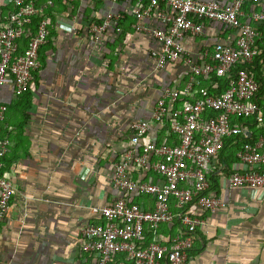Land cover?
Returning a JSON list of instances; mask_svg holds the SVG:
<instances>
[{
    "label": "crops",
    "instance_id": "obj_1",
    "mask_svg": "<svg viewBox=\"0 0 264 264\" xmlns=\"http://www.w3.org/2000/svg\"><path fill=\"white\" fill-rule=\"evenodd\" d=\"M53 1L48 38L39 48L40 65L28 90L18 97L9 83H0V105L6 106L0 137L8 142L3 171L15 187L0 221V264H77L79 229L100 221L91 207L121 194L111 175L130 147L131 124L148 120L163 89H181L188 78L183 59L156 66L150 51L159 49V40L135 30L126 13L122 19H130L121 32L108 28L92 39L88 20L101 19L106 10L121 11L125 3ZM11 9L10 0H0V25ZM201 22L200 34L180 39L193 59L201 60L217 43H234L236 30ZM142 23L162 26L154 17ZM261 117L255 127L264 123L262 110ZM147 135L160 141L164 133L152 123ZM234 145H224L210 161L208 192L224 205L200 212L204 223L196 229L188 264H264V190L229 186ZM129 175L157 179L151 171L132 169ZM133 195L142 207L152 206L146 195ZM159 231L166 237L178 226L163 225Z\"/></svg>",
    "mask_w": 264,
    "mask_h": 264
},
{
    "label": "built area",
    "instance_id": "obj_2",
    "mask_svg": "<svg viewBox=\"0 0 264 264\" xmlns=\"http://www.w3.org/2000/svg\"><path fill=\"white\" fill-rule=\"evenodd\" d=\"M70 3L72 0H65ZM125 3L121 11L106 10L99 23L88 28L93 40L108 28L119 32L118 21L126 13L134 19L135 30L159 40L150 51L157 67L183 59L189 64L183 88L163 89L148 120L131 124L130 147L114 163L111 182L121 194L101 207H91L100 221L79 229L80 260L77 264H188V251L196 229L204 223L201 211L224 205L208 192L210 161L230 135L249 134L246 125H233L232 118L256 115L262 122L257 103L259 82L239 63H251L262 55L264 39L258 26L264 22V0H100ZM12 9L0 25V83H9L15 96L29 88L40 65L38 50L47 40L51 0H10ZM38 17L34 28L33 18ZM154 17L161 27H148L145 18ZM216 21L236 30L232 44L217 43L201 60L188 55L180 43L185 34L198 35L202 20ZM22 40L24 44L21 45ZM199 58V59H200ZM261 58L259 63H261ZM264 80V63L261 64ZM236 69L233 75L230 73ZM229 73L226 87L218 94L211 79ZM210 83L204 84L203 80ZM6 106L0 105V133ZM213 111V116L207 112ZM161 126L160 141L147 135L150 124ZM8 142L0 137L1 159ZM236 162L228 176L230 187L264 190V133L235 153ZM151 171L157 179H133L129 170ZM14 184L7 171L0 175V221L9 210ZM134 193L146 195L152 206L142 207ZM177 224L178 231L161 235V226Z\"/></svg>",
    "mask_w": 264,
    "mask_h": 264
},
{
    "label": "trees",
    "instance_id": "obj_3",
    "mask_svg": "<svg viewBox=\"0 0 264 264\" xmlns=\"http://www.w3.org/2000/svg\"><path fill=\"white\" fill-rule=\"evenodd\" d=\"M36 4H42L45 2V0H33ZM53 1V0H51ZM76 1L75 0L74 2H72V4L76 5ZM54 2V1H53ZM61 2H63L62 4H65L66 1L65 0H61ZM93 2H101L100 0H93ZM53 8V5L51 6H48L47 9H45V14L47 16L50 15V11L52 10ZM130 19L127 15L125 16L124 19H120L118 21V25L119 26H122V23L124 21H126L127 19ZM37 19L38 17H34L33 18V24H32V27L34 28V25L36 24L37 22ZM85 20V19H83ZM87 22V20H85ZM100 22V19L98 20H92V21H89L88 20V27H91L93 24L95 23H99ZM130 24V23H129ZM259 30L261 31V38L264 39V22L261 23L259 26H258ZM120 30H121V27H120ZM121 32V31H120ZM49 34V33H48ZM48 38V36H47ZM24 44V40H22L21 42V45ZM40 48V47H39ZM39 52V50H38ZM261 58V63H259V59ZM264 63V47H263V52H262V55L259 57V58H255L253 60V62L247 64L245 62H242V63H239L237 65V68H243L247 71H250L255 79L259 82V88H258V92H257V103H258V106L259 108H261V110L263 111V115H264V80L262 79L261 77V71H262V68H261V64ZM236 71V69H233V71L230 73V75H233L234 72ZM36 71H34L35 73ZM34 73H33V76H34ZM228 77H229V73L227 75H222V76H216L214 74H212V78L215 82H217V89H210L209 92H212V93H215V94H218L220 93L227 85V81H228ZM206 84V83H204ZM21 96V95H20ZM19 97V96H18ZM215 113L213 111H208L207 112V115L208 116H213ZM231 123L233 125H246L248 128H249V134H237V135H230L228 137H226L224 139V143H223V147L224 145L230 143V142H235V145L233 147V151L232 153H234L233 155L235 156V153L236 151L245 143H252L256 136L259 135V134H263L264 133V123L261 127H255V124H256V115H253V116H242V115H239V116H236L234 118H232L231 120ZM222 147V149H223ZM221 149V151H222ZM5 165H6V162H5V156L2 157L1 159V167H0V175L1 173L3 172V169L5 168Z\"/></svg>",
    "mask_w": 264,
    "mask_h": 264
}]
</instances>
